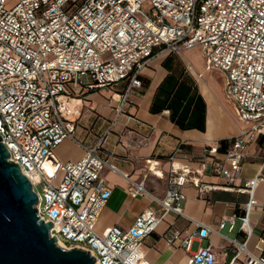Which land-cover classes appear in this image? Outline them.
I'll return each mask as SVG.
<instances>
[{
	"label": "built area",
	"instance_id": "obj_1",
	"mask_svg": "<svg viewBox=\"0 0 264 264\" xmlns=\"http://www.w3.org/2000/svg\"><path fill=\"white\" fill-rule=\"evenodd\" d=\"M197 46L208 67L226 73V94L248 126L227 139L223 150L220 144H206L196 169L176 162L181 144L168 156L166 174L159 173V160L146 159L148 169L166 182L162 197L150 191L145 178L122 173L132 197L149 196L158 208H146L128 228L115 225L98 231V219L113 191L103 171L120 172L102 155L103 140L94 147L82 143L85 154L77 161L55 163L48 158L66 139H76L84 109L81 92L124 83L114 93L119 116L134 102L141 73L152 58ZM262 134L264 0H18L12 8L0 0L1 141L39 195L38 215L52 222L50 235L69 248L89 251L97 264H147L141 245L167 214L186 216L182 202L187 184L201 192L221 189L250 196L245 212L223 218L217 229L196 221V229L184 236L169 228L166 241L179 242L190 253L188 264L217 263L211 246L191 251L195 240L202 242L213 231L234 247L230 264L242 255L246 264H264V255L248 248L249 212L258 204L253 194L264 173L241 178L249 146ZM208 169L224 183L203 181ZM237 219L243 238L229 236Z\"/></svg>",
	"mask_w": 264,
	"mask_h": 264
},
{
	"label": "crops",
	"instance_id": "obj_2",
	"mask_svg": "<svg viewBox=\"0 0 264 264\" xmlns=\"http://www.w3.org/2000/svg\"><path fill=\"white\" fill-rule=\"evenodd\" d=\"M194 49L200 51L203 65H196L186 58ZM212 70L217 71L222 80L223 98L231 102L232 114L226 110L217 89L206 76V72ZM141 79L142 86L133 96L134 102L126 105L119 116L115 108L117 101L111 97L115 91L123 88L124 83L82 91L80 97L83 94L92 97L90 101L81 97L82 103L84 107L89 106L87 109L96 116L95 123H98L99 129H107L108 123L110 128L103 134L92 135L89 131L80 139L76 138L79 141L76 143L72 141L74 139H66L77 148L71 157L59 158L52 151L58 158L52 159V162L77 161L85 154L83 145L94 147L103 140L102 155L108 157L121 173L109 169L103 171L113 191L98 219V231L115 225L128 228L143 210L158 208L149 196L132 197L128 191L129 182L122 173H128L136 180L145 178L150 191L162 197L166 182L148 169L146 159L159 160L158 171L166 174L170 168L168 156L181 144L176 162L196 169L206 144H220L223 150L227 139L248 126L238 118L236 102L226 94V73L217 67H208L205 54L198 46L180 54L164 52L156 55L143 69ZM113 125H116V132L109 135ZM249 148L250 156L244 161L242 179L264 173V134ZM201 179L210 183H224V179L211 169L206 170ZM183 192L185 199L182 209L186 216L172 212L167 214L156 230L144 239L140 249L147 264H188L190 253L179 242L170 244L166 241L169 228L176 227L184 236L196 229V221L217 229L223 218L242 215L250 198L247 193L221 189L201 192L190 184L184 186ZM253 197L258 200V204L252 206L249 212L252 233L248 248L254 254L264 255V243L261 242L264 238V182L257 183ZM239 225L240 220L237 219V228L229 233L230 237L243 238L244 232ZM222 232L227 233V229ZM200 246H211L217 257L216 264H230L235 253L230 241L215 231L202 242L195 240L191 251H197ZM233 264H246L245 256H240Z\"/></svg>",
	"mask_w": 264,
	"mask_h": 264
},
{
	"label": "water",
	"instance_id": "obj_3",
	"mask_svg": "<svg viewBox=\"0 0 264 264\" xmlns=\"http://www.w3.org/2000/svg\"><path fill=\"white\" fill-rule=\"evenodd\" d=\"M0 136V264H97L81 247L66 248L38 215L40 198Z\"/></svg>",
	"mask_w": 264,
	"mask_h": 264
},
{
	"label": "rangeland",
	"instance_id": "obj_4",
	"mask_svg": "<svg viewBox=\"0 0 264 264\" xmlns=\"http://www.w3.org/2000/svg\"><path fill=\"white\" fill-rule=\"evenodd\" d=\"M17 2H18V0H6V7L12 8ZM186 58L191 60L196 65H203L201 54H200V51L198 49H194L192 52L188 53L186 55ZM217 73L218 72L214 71V70L208 71V72H206V76H207V78H210L209 81L217 89V92L219 93V96H220V100H222L225 103L226 110L232 114V112H233L232 104L229 101H225L223 98V94H222L223 92H222V88H221V84H222L221 81L222 80L219 79ZM119 87L120 86L118 85L117 88H119ZM81 97H83V100H85V101H90L92 98L91 96H89L87 94H85V95L83 94V95H81ZM112 97H115V94ZM87 107H89V106H85L83 109L84 114H83L81 120L79 121V126L77 127V130L75 132L76 138H78V139H80L82 136H85L89 131L91 132L92 135L95 133L103 134L107 129L109 130V128H110V123H108V125L106 127L107 129H104V128L99 129L98 123H95L96 122V116H94V114L89 109H87ZM101 120H102V118H101ZM113 127L114 128H113V130H111V132H109V135L111 133L113 134L114 132H116L115 131L116 125L115 126L113 125ZM72 141H74V143L79 142L76 139H74ZM54 152L57 154V156L59 158L71 157L77 152V148H76V146L71 144L70 141L66 140L61 146L55 148ZM54 152L52 153L51 156L48 157L50 160H52V159L58 160V158ZM37 189L39 190L38 187H37Z\"/></svg>",
	"mask_w": 264,
	"mask_h": 264
},
{
	"label": "bare ground",
	"instance_id": "obj_5",
	"mask_svg": "<svg viewBox=\"0 0 264 264\" xmlns=\"http://www.w3.org/2000/svg\"><path fill=\"white\" fill-rule=\"evenodd\" d=\"M59 245L62 246V247H66V248H69L67 245H65L62 241H58Z\"/></svg>",
	"mask_w": 264,
	"mask_h": 264
}]
</instances>
